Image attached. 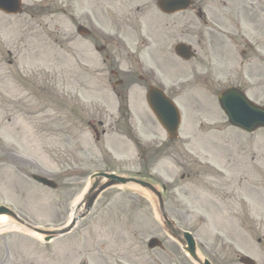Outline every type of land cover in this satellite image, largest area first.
Returning <instances> with one entry per match:
<instances>
[{
  "label": "rangeland",
  "instance_id": "obj_1",
  "mask_svg": "<svg viewBox=\"0 0 264 264\" xmlns=\"http://www.w3.org/2000/svg\"><path fill=\"white\" fill-rule=\"evenodd\" d=\"M195 1L201 18L191 11L162 16L155 0H22V13L0 12V205L30 224L60 226L90 174L114 171L159 190L164 184L167 214L213 264H240V255L264 264V129L230 126L216 100L234 85L264 105V66L246 60V28L231 32L222 0ZM78 24L91 34L78 35ZM147 28H168L169 42L162 31L150 34V51L168 61L157 76L141 36ZM181 28H200L188 38L198 54L186 67L172 58ZM159 81L180 106L175 140L144 104L146 88ZM147 195L138 186L108 188L68 236L50 242L21 227L3 231L0 264H193L164 235ZM151 236L162 249L147 248Z\"/></svg>",
  "mask_w": 264,
  "mask_h": 264
},
{
  "label": "water",
  "instance_id": "obj_2",
  "mask_svg": "<svg viewBox=\"0 0 264 264\" xmlns=\"http://www.w3.org/2000/svg\"><path fill=\"white\" fill-rule=\"evenodd\" d=\"M167 2H168L167 4L168 11H174L176 9H179L180 7H185V4L183 5V3L180 0H167ZM0 10H2L5 13H18L21 10V1L0 0ZM185 49L186 48L183 45L177 47L179 54L184 53ZM187 57H189V55ZM218 101L221 108L226 113L230 123L234 124L235 126H238L246 131H252L259 126H264V108L250 103L244 97L242 92L233 88H229L221 92L220 96L218 97ZM149 102L150 104H152L151 105L152 110L154 111L155 115L160 120L162 125L165 127L170 137L175 136L176 128L178 125V117L172 102L169 99L165 98L163 95L160 97V95L156 94L153 90L152 93L150 94ZM94 177L96 179L91 185V188L89 189V196L87 195L85 197L86 209H88L92 205L94 198L101 190L114 184L116 185L137 184L143 188H146L151 192L152 191L155 192V189L150 184L134 178H125L122 176H117L114 174H105V173H97L94 175ZM33 178L46 185L52 187L56 186V184L53 183L52 181H49L40 176L34 175ZM103 178L107 179L106 182H102ZM160 209L162 215L165 217V213L163 211L162 205L160 206ZM1 213H6L16 218L15 215H13L12 212L6 209L5 207H0V214ZM166 223L168 226L170 225L168 221H166ZM37 231H41V230H37ZM184 234L186 236V240L188 243L187 251H189L192 254L194 250L192 239L190 235H188L187 233ZM155 244H156V240L151 239L149 246L151 247L154 246ZM241 261L245 264H253L248 257H242Z\"/></svg>",
  "mask_w": 264,
  "mask_h": 264
},
{
  "label": "flooded vegetation",
  "instance_id": "obj_3",
  "mask_svg": "<svg viewBox=\"0 0 264 264\" xmlns=\"http://www.w3.org/2000/svg\"><path fill=\"white\" fill-rule=\"evenodd\" d=\"M230 15L231 27L246 28L244 55L264 64V0H222ZM198 12L201 5L196 2ZM191 29V30H188ZM196 28H183L184 35Z\"/></svg>",
  "mask_w": 264,
  "mask_h": 264
},
{
  "label": "bare ground",
  "instance_id": "obj_4",
  "mask_svg": "<svg viewBox=\"0 0 264 264\" xmlns=\"http://www.w3.org/2000/svg\"><path fill=\"white\" fill-rule=\"evenodd\" d=\"M87 187H88V183L86 184V186H85L83 192H85V190L87 189ZM83 192H82V194H83ZM82 194L79 195V196H77V197L73 200L72 205H71V214L74 213V211H75V209H76L78 203H79L80 200H81V196H82ZM15 227H16V225H15L13 222H11L6 216H4V215L0 216V232H1V231H4V230H9V229H12V228H15ZM39 236H40V235H39Z\"/></svg>",
  "mask_w": 264,
  "mask_h": 264
}]
</instances>
